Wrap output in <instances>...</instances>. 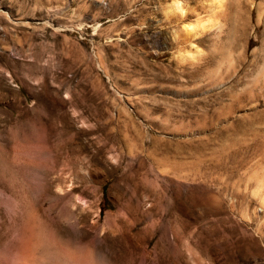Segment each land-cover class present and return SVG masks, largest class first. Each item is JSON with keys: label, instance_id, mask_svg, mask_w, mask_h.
<instances>
[{"label": "rangeland", "instance_id": "rangeland-1", "mask_svg": "<svg viewBox=\"0 0 264 264\" xmlns=\"http://www.w3.org/2000/svg\"><path fill=\"white\" fill-rule=\"evenodd\" d=\"M176 1L0 0V264H264V0Z\"/></svg>", "mask_w": 264, "mask_h": 264}, {"label": "bare ground", "instance_id": "bare-ground-1", "mask_svg": "<svg viewBox=\"0 0 264 264\" xmlns=\"http://www.w3.org/2000/svg\"><path fill=\"white\" fill-rule=\"evenodd\" d=\"M211 2V4L216 5V6H220L224 0H209ZM209 4V3H208ZM173 6L175 7V9L178 12H181L183 10V8L185 7V5L182 4V2H179L178 0L173 4ZM173 7V8H174ZM263 10V9H262ZM183 12V11H182ZM182 14V13H181ZM204 27V26H203ZM202 27V28H203ZM258 192V191H257ZM263 200H264V195L262 196Z\"/></svg>", "mask_w": 264, "mask_h": 264}]
</instances>
